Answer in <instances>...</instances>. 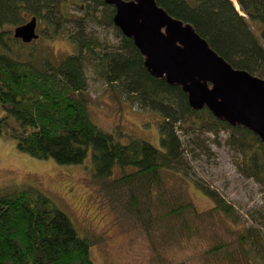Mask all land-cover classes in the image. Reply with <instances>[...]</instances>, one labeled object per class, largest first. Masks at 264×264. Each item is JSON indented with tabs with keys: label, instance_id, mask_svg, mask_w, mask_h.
<instances>
[{
	"label": "trees",
	"instance_id": "obj_1",
	"mask_svg": "<svg viewBox=\"0 0 264 264\" xmlns=\"http://www.w3.org/2000/svg\"><path fill=\"white\" fill-rule=\"evenodd\" d=\"M59 1L0 0V136L14 139L18 150L36 159H51L60 165L88 161L87 170L90 168L95 178H109L116 167H132L112 185L141 191L146 214L143 217L139 196L131 192L129 197L128 210L135 220L146 226L156 223L158 230H164L159 233L177 245L181 234L188 232L193 238L198 234L199 219L219 216L221 237L202 247L207 258L217 259L222 249L228 254V263L234 264L237 254L233 255L240 250L247 255H240L238 264H264V253L260 252L264 244V204L255 218L257 225L234 227L232 222L239 217L234 206L216 190L193 182L212 203L207 212L197 210L184 189L191 179L187 177L189 163L178 131L188 134L199 129L217 134L221 129L228 130L227 142L240 155L241 172L264 191V144L258 136L240 124L215 117L207 107L191 108L178 83L153 75L132 38L113 24L114 7L104 0L84 1L91 3L93 10L101 5L109 7L110 12H105L108 17L104 15L97 21L115 28L116 44L102 43L87 32L85 28L91 20L81 17L75 20L76 34L68 35L74 51L58 60L23 59L8 53L5 40L14 38V28L23 24L28 15L50 20L54 12L49 9ZM155 2L171 17L189 24L234 69L264 80V0H235L239 10L232 0ZM87 14L93 16L92 12ZM60 16H55L57 23L69 21ZM253 21L261 23L262 42L255 35ZM3 24L15 25L12 36L3 34ZM89 65L115 95L139 110L154 111L160 116V147L133 137L121 142L91 119L84 95L85 69ZM166 175L179 183H166ZM91 245L89 238L81 236L72 220L40 190L19 186L0 191V264H95L90 257ZM166 259L160 264H184L185 260ZM207 263L220 264V260Z\"/></svg>",
	"mask_w": 264,
	"mask_h": 264
},
{
	"label": "rangeland",
	"instance_id": "obj_2",
	"mask_svg": "<svg viewBox=\"0 0 264 264\" xmlns=\"http://www.w3.org/2000/svg\"><path fill=\"white\" fill-rule=\"evenodd\" d=\"M91 6V3L88 4L84 0H60L59 4L52 3L49 10L55 14H50V20L38 18L40 37L27 43L5 38L10 48L8 53L23 59L58 60L74 51V44L68 35L76 34L75 20L81 17H86L87 21L91 20L87 22V32L102 43L108 41L116 44L118 37L115 28L108 23L97 21L104 18L106 10L110 12L109 7L101 5L93 10L90 9ZM235 7L239 10L237 4ZM87 12H92L93 16ZM60 13L64 16H60ZM55 16L65 17L69 21L57 23L59 19ZM29 17L26 16L25 20ZM252 25L255 35L261 41V23L253 21ZM14 26L3 24L1 30L4 35L12 36ZM85 72L87 88L84 95L88 99L91 119L103 131L111 133L121 142L133 137L160 147V116L154 111L139 110L118 94L115 95L91 65L86 66ZM178 133L189 163L187 177L191 179L189 184L184 185V189L196 209L207 212L212 203L193 182L216 190L226 202L234 206L239 216L236 222L231 221L234 227L243 224L257 225L255 218L262 211L264 191L259 183L241 172L240 155L227 142L228 130L221 129L217 134L202 132L199 129L188 134L179 131ZM86 162L60 165L51 159H36L18 150L14 139L1 135L0 191L30 186L48 195L72 220L78 233L92 242L89 252L95 264H160L166 258H173V262L185 259L182 261L184 264H208L207 261L213 263L218 260L220 264H229L226 251L221 249L217 259H209L202 250V247L213 243L216 237H221L219 216L201 221L199 219L198 234L195 233L194 238L188 232L186 235L181 234L176 245L174 240L169 242L164 234H160L164 230H158L156 223L146 226L139 222V219L135 220L136 216L128 210L131 192L138 197L141 191H132L130 188L128 191L121 184L112 185L113 180L131 172L132 167H126L124 170L116 167L109 178H95L90 168L87 170L89 162ZM164 178L166 183H179V180L172 179L170 175ZM139 199L138 206L142 208L140 196ZM140 213L141 217L146 215L143 208ZM230 235L235 236L234 233ZM260 252L264 253V244ZM240 255L245 256L247 253L237 250L233 255L234 264L240 263Z\"/></svg>",
	"mask_w": 264,
	"mask_h": 264
},
{
	"label": "water",
	"instance_id": "obj_3",
	"mask_svg": "<svg viewBox=\"0 0 264 264\" xmlns=\"http://www.w3.org/2000/svg\"><path fill=\"white\" fill-rule=\"evenodd\" d=\"M114 7L113 24L132 38L155 76L178 83L191 108L204 106L226 122L251 130L264 144V80L234 69L189 24L168 15L155 0H104ZM37 17L16 26L13 37L38 38Z\"/></svg>",
	"mask_w": 264,
	"mask_h": 264
},
{
	"label": "flooded vegetation",
	"instance_id": "obj_4",
	"mask_svg": "<svg viewBox=\"0 0 264 264\" xmlns=\"http://www.w3.org/2000/svg\"><path fill=\"white\" fill-rule=\"evenodd\" d=\"M113 7V6H112ZM80 9H82V6H80ZM60 12V11H59ZM59 15H61V16H64V14H62V13H60ZM29 20V19H28ZM28 20H25V22L26 21H28ZM24 22V23H25ZM37 22H38V18H37ZM35 31H36V33H38V37L40 36V33H39V29H38V26H37V23H36V29H35Z\"/></svg>",
	"mask_w": 264,
	"mask_h": 264
},
{
	"label": "bare ground",
	"instance_id": "obj_5",
	"mask_svg": "<svg viewBox=\"0 0 264 264\" xmlns=\"http://www.w3.org/2000/svg\"><path fill=\"white\" fill-rule=\"evenodd\" d=\"M235 3V2H234ZM235 5H236V3H235ZM250 74V73H249ZM254 76V75H253Z\"/></svg>",
	"mask_w": 264,
	"mask_h": 264
},
{
	"label": "clouds",
	"instance_id": "obj_6",
	"mask_svg": "<svg viewBox=\"0 0 264 264\" xmlns=\"http://www.w3.org/2000/svg\"><path fill=\"white\" fill-rule=\"evenodd\" d=\"M233 1V0H232ZM114 15V14H113Z\"/></svg>",
	"mask_w": 264,
	"mask_h": 264
}]
</instances>
